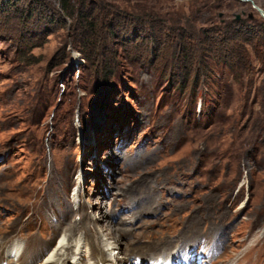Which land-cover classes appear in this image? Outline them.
<instances>
[{
	"label": "rangeland",
	"instance_id": "obj_1",
	"mask_svg": "<svg viewBox=\"0 0 264 264\" xmlns=\"http://www.w3.org/2000/svg\"><path fill=\"white\" fill-rule=\"evenodd\" d=\"M68 2L0 0V264L62 209L90 226L73 208L113 214L126 195L148 224L130 264L200 240L221 242L216 264H264V17L240 0Z\"/></svg>",
	"mask_w": 264,
	"mask_h": 264
},
{
	"label": "bare ground",
	"instance_id": "obj_2",
	"mask_svg": "<svg viewBox=\"0 0 264 264\" xmlns=\"http://www.w3.org/2000/svg\"><path fill=\"white\" fill-rule=\"evenodd\" d=\"M121 162H124L127 166V164H130L131 159L125 157ZM130 165L134 167L133 163ZM126 174V170L121 171V175ZM63 199H65V196L61 195L57 190L53 196L48 197L46 200L36 201L33 205H37L39 210H41L44 206H48ZM112 200L114 202L109 205V208L113 211V214L110 212L108 215H94L90 210L84 209L80 211L78 208H73L74 211L77 210L82 221L87 218L92 221L90 226H86L83 222L74 220V218L72 219L71 211H63L62 209L61 213L58 212L59 214L53 223H44L43 230L48 232L52 237L49 238V240H44V238L42 239L40 237L39 232H32L25 235L23 240L24 245L14 242L8 248V264H130V246L133 241L139 242L140 239L144 237L143 230L148 228L146 221L145 223L134 225L137 221L141 220L142 216L145 214L141 213L143 208L140 206L143 204H139L138 200L136 198L133 199L130 195L122 197L121 200L118 198ZM121 204L124 206H121ZM117 206L123 207L122 209L127 210V213L123 212L121 217L117 218V213L122 210L121 208L118 210ZM114 221L117 222V227L114 225ZM124 224L130 226L124 227ZM33 226L34 224H30L27 226L26 230H30ZM95 227L97 228V233L92 232V229H96ZM103 231H107L108 234L104 235ZM116 231H118V233L115 234ZM60 233L61 235L57 239L55 246L51 248L53 240ZM126 237L132 240L125 245V247H128L127 249H125L123 246L124 243L121 241V238ZM200 243L203 242L200 240L195 244ZM219 243L220 244H217L216 242L213 247L219 248L222 245L221 242ZM185 244L186 243H182L181 245ZM176 248H179V245ZM208 250H210V248ZM118 251L126 256H116ZM248 253L253 254L251 250ZM174 254V252H169V255ZM40 258H42V261L36 263ZM216 263V260L210 262V264Z\"/></svg>",
	"mask_w": 264,
	"mask_h": 264
},
{
	"label": "trees",
	"instance_id": "obj_3",
	"mask_svg": "<svg viewBox=\"0 0 264 264\" xmlns=\"http://www.w3.org/2000/svg\"><path fill=\"white\" fill-rule=\"evenodd\" d=\"M69 0H61V7H62V9L63 10H66L67 11V9H68V7H69V2H68ZM237 24V23H236ZM226 41H231V43H234V41L233 40H229V37L227 36H225V35H223L221 38H219L217 41H215V42H210V43H212V44H214V46H216V44H218V43H221V44H223V45H226ZM232 45V44H231ZM235 46V47H234ZM234 46H232L233 48H235V49H237L238 50V45L236 44V45H234ZM229 49V48H228ZM224 52H226L225 50H224V48H223V53ZM228 53L230 52V50H228L227 51ZM226 52V53H227ZM239 52V53H238ZM225 53V54H226ZM237 53H238V57H241L240 55H242L241 53H240V50H238L237 51ZM223 56H226V55H223Z\"/></svg>",
	"mask_w": 264,
	"mask_h": 264
},
{
	"label": "water",
	"instance_id": "obj_4",
	"mask_svg": "<svg viewBox=\"0 0 264 264\" xmlns=\"http://www.w3.org/2000/svg\"><path fill=\"white\" fill-rule=\"evenodd\" d=\"M240 1H242V2H251V3L253 4V7H254L255 9H257V10L262 14V16L264 17V11H263L261 8L257 7V6L254 4L253 1H251V0H240ZM238 19H240V17H238Z\"/></svg>",
	"mask_w": 264,
	"mask_h": 264
}]
</instances>
